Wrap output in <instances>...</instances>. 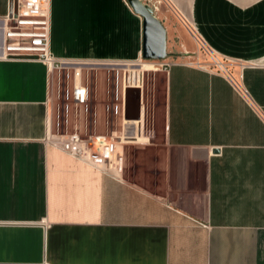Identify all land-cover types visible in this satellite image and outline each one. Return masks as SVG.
Here are the masks:
<instances>
[{"label":"crops","instance_id":"0c3cea01","mask_svg":"<svg viewBox=\"0 0 264 264\" xmlns=\"http://www.w3.org/2000/svg\"><path fill=\"white\" fill-rule=\"evenodd\" d=\"M144 1L171 65L151 101L143 85L128 93L143 125L119 174L47 142L54 70L0 58V264H264V0ZM50 11L55 56L141 59L127 0H50ZM197 41L227 72L191 61Z\"/></svg>","mask_w":264,"mask_h":264},{"label":"built area","instance_id":"2783aa9c","mask_svg":"<svg viewBox=\"0 0 264 264\" xmlns=\"http://www.w3.org/2000/svg\"><path fill=\"white\" fill-rule=\"evenodd\" d=\"M0 24V58L28 57L43 62L51 71L72 70L71 90L67 88L64 98L70 100L77 108L84 105L88 111L91 87L82 82V69L91 65L106 67L109 86L107 89L108 102L105 105L107 113L116 111L120 105L122 125L120 129L107 126L105 133H98L96 127L86 128L82 132L75 122L69 128V103L62 106L64 121L57 120V129L53 131L52 113L49 122L47 142L79 159L87 165L107 172L119 174L124 169V157L121 146L136 140L139 128L143 123L140 118L129 120L125 117V93L128 88H141L143 73L136 64L141 61L154 62L158 69H168L170 62L159 63L158 60L140 59L137 62H99L87 63L55 56L50 48L51 11L50 0H9L8 11ZM222 61V60H221ZM218 67V66H217ZM219 70L222 71L218 67ZM135 121L136 123H126ZM139 122V123H138ZM96 123L93 118L92 124ZM109 120H107V125ZM95 126V125H94Z\"/></svg>","mask_w":264,"mask_h":264},{"label":"rangeland","instance_id":"374dc122","mask_svg":"<svg viewBox=\"0 0 264 264\" xmlns=\"http://www.w3.org/2000/svg\"><path fill=\"white\" fill-rule=\"evenodd\" d=\"M197 49L193 52H189L190 59L193 62H199L210 69L218 70L222 68L227 72V65L221 61L216 55H214L205 45L197 41ZM148 62V61H142ZM154 63V62H151ZM155 64V63H154ZM223 64V65H222ZM139 67L140 64H137ZM155 66L144 65L141 66L140 70L144 71L143 77V86L145 91V98L151 101L156 92L162 90V78L163 75L159 71H152L155 69ZM220 71V70H219ZM156 74V75H155ZM156 80V86H155ZM82 82L89 83L91 87L90 101L88 105V111L84 105H80L77 108L72 104L70 100L64 98V92L67 88H70L72 85V70H69V75L67 76L66 71H61L60 73L57 70H54L52 77L51 85V106H52V121H53V131L57 129V120L60 118V124L64 121V115L62 113V106L65 103H69V128L75 122L78 124V128L85 132L86 128L96 127L98 133H105L107 126L110 128H116L117 121L120 123V105L117 104L116 111L107 113L105 110V105L108 102L107 89L109 86L108 81V71L102 66L91 65L89 67H84L82 69ZM93 118L97 119V123L92 124ZM107 120L109 124L107 125ZM120 129V125L117 126ZM147 128L150 129V125H147ZM146 130H149L147 129Z\"/></svg>","mask_w":264,"mask_h":264},{"label":"water","instance_id":"95a60500","mask_svg":"<svg viewBox=\"0 0 264 264\" xmlns=\"http://www.w3.org/2000/svg\"><path fill=\"white\" fill-rule=\"evenodd\" d=\"M133 11L142 17V59L159 60L168 56L166 50V29L156 17L154 8L144 0H127ZM138 88H128L125 93V117L129 120L139 119V104L136 115H128L127 97L129 91ZM139 102V96H138ZM218 149H215L217 151Z\"/></svg>","mask_w":264,"mask_h":264},{"label":"bare ground","instance_id":"6f19581e","mask_svg":"<svg viewBox=\"0 0 264 264\" xmlns=\"http://www.w3.org/2000/svg\"><path fill=\"white\" fill-rule=\"evenodd\" d=\"M223 65V64H222ZM227 67V66H226ZM220 69H222V68H220ZM223 70V69H222ZM223 71H225V70H223Z\"/></svg>","mask_w":264,"mask_h":264}]
</instances>
